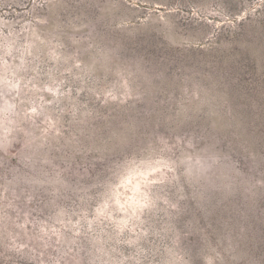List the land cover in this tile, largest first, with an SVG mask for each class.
Listing matches in <instances>:
<instances>
[{
	"label": "rangeland",
	"instance_id": "1",
	"mask_svg": "<svg viewBox=\"0 0 264 264\" xmlns=\"http://www.w3.org/2000/svg\"><path fill=\"white\" fill-rule=\"evenodd\" d=\"M0 264H264V0H0Z\"/></svg>",
	"mask_w": 264,
	"mask_h": 264
}]
</instances>
